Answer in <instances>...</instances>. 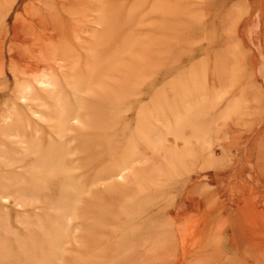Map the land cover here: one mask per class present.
I'll return each instance as SVG.
<instances>
[{
	"label": "rangeland",
	"instance_id": "374dc122",
	"mask_svg": "<svg viewBox=\"0 0 264 264\" xmlns=\"http://www.w3.org/2000/svg\"><path fill=\"white\" fill-rule=\"evenodd\" d=\"M0 264H264V0H0Z\"/></svg>",
	"mask_w": 264,
	"mask_h": 264
}]
</instances>
